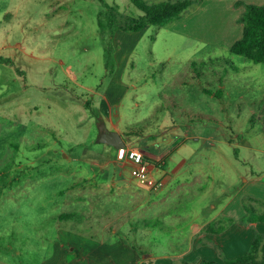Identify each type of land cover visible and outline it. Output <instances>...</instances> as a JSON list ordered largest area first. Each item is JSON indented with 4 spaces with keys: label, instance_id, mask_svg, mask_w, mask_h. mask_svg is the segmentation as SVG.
Instances as JSON below:
<instances>
[{
    "label": "rangeland",
    "instance_id": "374dc122",
    "mask_svg": "<svg viewBox=\"0 0 264 264\" xmlns=\"http://www.w3.org/2000/svg\"><path fill=\"white\" fill-rule=\"evenodd\" d=\"M191 1L165 26L128 31L106 26L104 10L117 7L122 24L140 14L129 0H0V264L148 254L154 264L187 248L145 236L143 185L96 142L86 101L97 117L105 98L119 102L126 141L150 158L174 155L178 173L159 197L170 219L181 216L182 240L210 215L214 193L241 183L239 172L264 173V64L230 52L240 18L212 42L183 29L202 4ZM197 130L203 142L191 139Z\"/></svg>",
    "mask_w": 264,
    "mask_h": 264
},
{
    "label": "crops",
    "instance_id": "0c3cea01",
    "mask_svg": "<svg viewBox=\"0 0 264 264\" xmlns=\"http://www.w3.org/2000/svg\"><path fill=\"white\" fill-rule=\"evenodd\" d=\"M237 1L264 6V0H202L201 7H198L195 11L196 16L186 22L183 29L196 30L202 38L211 42L218 40L224 28L233 25L245 11V7H242V5L236 6L234 4ZM237 10L238 14L236 13ZM105 99V103H102L105 104L103 106L104 113L100 118L106 128L117 132L121 136L125 147L139 149L130 139L126 141L123 135V129L119 125V102ZM201 136L200 131L197 130L191 139L203 142L204 139ZM220 142L222 144L226 143L225 140ZM235 146L244 149L246 147L243 144H236ZM144 154L147 159L152 161L150 171L154 178L163 181V186L158 191H151L142 186L145 194L141 203L143 211L141 220L144 223V234L145 236L169 235L177 238L176 242L188 244L187 248L174 259L171 258V260L167 255H161V258L157 261L154 260V264H199L202 260H210L220 264L225 259H233L244 254L249 249L256 233L264 236V222H244L247 216L246 207L252 209L256 215H264V173L258 176H243L239 172L238 178L241 179V183L233 191L220 190L214 193L211 199L212 202L209 203L210 215L206 219H200V221H191L188 225L187 238L183 236L186 240H182L180 239L183 234L182 227L178 223L182 219L181 216L173 214V219H170L163 211V204L160 203L161 200L165 203V200L163 197L162 199L159 197L163 192H166L165 189L171 183L175 174L178 173L180 164L174 162V155H170L169 149L156 158H150L145 152ZM225 160L228 163L230 162L227 157H225ZM119 161L123 167L127 166L122 160ZM235 161H238L237 157H235ZM221 162L219 161V163ZM114 163L117 162L114 161ZM110 191H113L111 187ZM129 193L133 195L131 190ZM154 226L156 227L152 231ZM165 227L171 229L166 232L163 229ZM92 253L93 250L90 254ZM143 258H147L152 264V260L156 257L148 254L143 255ZM143 261L142 258H136L135 260L129 259L127 263L118 264H140Z\"/></svg>",
    "mask_w": 264,
    "mask_h": 264
},
{
    "label": "trees",
    "instance_id": "16d2710c",
    "mask_svg": "<svg viewBox=\"0 0 264 264\" xmlns=\"http://www.w3.org/2000/svg\"><path fill=\"white\" fill-rule=\"evenodd\" d=\"M102 1V0H98ZM133 7L140 13L136 17H127L121 24L122 15L117 7L105 5V25L118 26L123 30L138 31L145 26H165L178 19L181 14L192 4L191 0L164 1L156 4H147L143 0H129ZM237 5L242 3L237 2ZM245 11L240 17L243 24L241 37L230 46V52L242 55L254 63L264 64V6L245 4ZM85 108L90 115L97 119L91 105L85 102ZM125 135H128L126 132ZM247 216L245 223L264 222V215H254L252 209L246 207ZM67 216L61 214L59 217ZM140 264H151L144 260ZM187 264V263H184ZM199 264H219L210 260H202ZM220 264H264V236L255 234L249 249L239 257L225 259Z\"/></svg>",
    "mask_w": 264,
    "mask_h": 264
},
{
    "label": "built area",
    "instance_id": "2783aa9c",
    "mask_svg": "<svg viewBox=\"0 0 264 264\" xmlns=\"http://www.w3.org/2000/svg\"><path fill=\"white\" fill-rule=\"evenodd\" d=\"M118 160H122L129 167V175L141 185L151 191H158L163 181L154 178L150 171V162L142 150L124 147L117 150Z\"/></svg>",
    "mask_w": 264,
    "mask_h": 264
},
{
    "label": "water",
    "instance_id": "95a60500",
    "mask_svg": "<svg viewBox=\"0 0 264 264\" xmlns=\"http://www.w3.org/2000/svg\"><path fill=\"white\" fill-rule=\"evenodd\" d=\"M97 124V143L111 146L115 150L125 147L121 136L115 131L108 130L100 117H97Z\"/></svg>",
    "mask_w": 264,
    "mask_h": 264
}]
</instances>
